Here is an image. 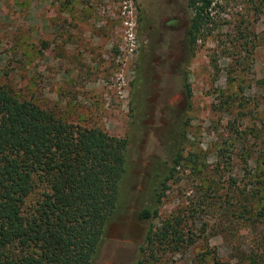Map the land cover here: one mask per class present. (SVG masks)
Listing matches in <instances>:
<instances>
[{
    "label": "rangeland",
    "instance_id": "rangeland-1",
    "mask_svg": "<svg viewBox=\"0 0 264 264\" xmlns=\"http://www.w3.org/2000/svg\"><path fill=\"white\" fill-rule=\"evenodd\" d=\"M187 2L0 0V86L128 140L118 206L91 264H133L151 222L165 220L180 222L184 240L146 264H243L256 249L261 220L238 215L264 202V0H214L194 45ZM178 149L158 216L140 218Z\"/></svg>",
    "mask_w": 264,
    "mask_h": 264
},
{
    "label": "trees",
    "instance_id": "trees-1",
    "mask_svg": "<svg viewBox=\"0 0 264 264\" xmlns=\"http://www.w3.org/2000/svg\"><path fill=\"white\" fill-rule=\"evenodd\" d=\"M187 3L192 16L186 39L194 45L211 19L214 0ZM183 86L190 95L187 77ZM127 145L125 136L65 121L0 86V264H91L118 206ZM181 150L162 178L156 173L152 203L138 211L140 218L158 216L157 203L183 159ZM262 180L264 199V174ZM38 187L31 207L28 200ZM260 209L238 215L263 225L243 264H264V202ZM183 240L179 221L165 220L158 227L151 222L133 264H146Z\"/></svg>",
    "mask_w": 264,
    "mask_h": 264
},
{
    "label": "flooded vegetation",
    "instance_id": "flooded-vegetation-1",
    "mask_svg": "<svg viewBox=\"0 0 264 264\" xmlns=\"http://www.w3.org/2000/svg\"><path fill=\"white\" fill-rule=\"evenodd\" d=\"M172 20H175V18L173 17L172 19H170V18H168L167 20H166V23H169V22H171ZM166 25V24H165ZM152 67H155L156 69H157V67L156 66H152ZM157 74L156 75H159L158 74V72H156Z\"/></svg>",
    "mask_w": 264,
    "mask_h": 264
}]
</instances>
